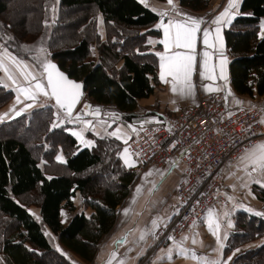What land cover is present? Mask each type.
I'll return each instance as SVG.
<instances>
[{"label": "trees", "instance_id": "obj_1", "mask_svg": "<svg viewBox=\"0 0 264 264\" xmlns=\"http://www.w3.org/2000/svg\"><path fill=\"white\" fill-rule=\"evenodd\" d=\"M50 1L15 0L11 16H7L8 4L0 0V30H6L0 40L18 56L21 52L17 46L22 45L19 43L44 41L50 58L71 78L83 82L93 104H113L123 119L131 121L137 99L148 97L157 83V57L147 41L148 37L160 35L159 29L154 28L160 15L139 0H58L52 18ZM178 1L181 7L192 11H203L211 2ZM75 6L82 7L80 15L70 20L73 13L67 8ZM22 9L26 15L19 19L17 12ZM240 11L250 13L237 15L224 31L231 56L230 83L238 95L262 96L264 35H259L258 24L264 17V0H242ZM97 14L103 25V39ZM94 42H97L96 62L91 60ZM12 95L11 90L0 84V108ZM51 117V110L44 107L0 121V264H49L46 255L54 264H71L50 244L42 229L44 225L57 236L63 248L83 262H90L100 239L115 223L117 206L136 180L133 166L123 165L116 154L117 143L110 138L100 139L102 142L94 150L84 148L69 155L66 162L69 173L47 177L39 162L43 158L52 161L57 143L64 140L62 130L49 131ZM252 190L264 202V186L254 184ZM77 191L85 207L93 212L88 217L75 213L63 225L60 210L63 207L75 210L72 199ZM32 192L38 196L40 221L19 202ZM261 237H264V211L238 210L223 252L227 255ZM232 264H264V242L237 253Z\"/></svg>", "mask_w": 264, "mask_h": 264}, {"label": "crops", "instance_id": "obj_2", "mask_svg": "<svg viewBox=\"0 0 264 264\" xmlns=\"http://www.w3.org/2000/svg\"><path fill=\"white\" fill-rule=\"evenodd\" d=\"M139 1L141 2V0ZM228 2L229 0H211L207 9L203 11H192L181 7L178 0H173L176 9L180 13H186L193 17H202L204 22L201 24V29L207 28L209 30L208 45L204 44L203 32L197 33L195 45L196 70L192 75V83L194 85L193 95H181L178 92L174 93L171 90V76L165 77V80L168 82L160 79L161 57L157 54L160 53L170 56L174 52H185L187 50L177 49L171 45H169V48L166 50L165 45L160 43V41L165 39L164 30L163 28L157 27V25L161 23L167 24L169 18L180 19L181 17L177 16L172 11L168 0H143L142 3L151 10L155 9L153 10L154 12L159 14L160 12L166 11L169 13V16L162 17L160 15V19L154 24V28L156 30L159 29L160 35L158 37H148L147 42L151 49L150 51L157 57V83L155 84L153 92L148 97L137 99V105L133 111L135 116L131 121H127L119 116L120 118H116V121L114 120L113 122V120H110L111 117H114L113 114L107 115L102 113L105 108L109 107L114 108V112H117L113 104L98 105L101 108L100 117H91L84 113L77 122H74L73 118L75 117L77 108L69 118L54 104L52 98L43 95L38 96L34 102L25 100L24 97L21 96V102L16 103V85L12 84V81L8 80L6 74L0 70V81H2L0 84L3 87L7 85L5 88L11 90L13 94L11 100L0 108V114L7 113L3 121H8L17 117L18 115H16V112L20 111L25 104L29 103L33 106L23 111L21 114L44 107L51 110L52 117L49 124V131L51 132L57 129L62 130V138H64V140L63 142L60 140L59 143H57V149L52 155V161L43 158L40 160L39 166L46 170L45 174L47 177H53L63 172L69 173L66 167L67 157L69 155L76 154L79 150L84 148L94 150L97 145L102 142L100 139L103 138L115 140L117 143L115 144L117 147V157H119L126 168L134 166L128 153V141L139 127H141L140 123L150 121L151 118H158L159 115L173 114L185 107L195 104L198 95L208 92V87L218 90L225 89L231 106H240L256 102L264 107V95H254L253 97L242 96L236 94L232 89L228 69L231 56L225 45L224 31L231 26L237 15H248L250 12H241L240 5L242 0H235L236 6L230 10L229 16L224 17L219 25L212 23V21L224 11ZM217 27L220 29L219 33L216 32ZM99 33L101 39H103V25ZM258 33L261 36L264 35V17L259 21ZM3 49H7V52L12 56L24 61V63L29 65L37 75L42 73L40 67L33 61L29 58L18 57L6 46H3L0 41V51ZM206 51L209 53L208 59L212 69V79L206 77L202 78L199 74L202 70L203 53ZM222 60L226 61L223 65L226 80L222 79L220 76ZM5 62L8 63L7 59ZM9 66L11 67V65ZM13 72L18 83H23V78L15 68H13ZM42 82L45 81L42 79ZM85 95L86 93L84 91V96ZM236 101H240L241 103H237ZM91 104L95 105L93 103ZM13 106H15V110L10 111ZM117 113L120 114L119 112ZM89 119L108 122L109 128H102L97 125L90 127L92 121ZM262 121H264V113ZM156 122L157 121L154 123ZM53 124H56L57 127H53ZM114 132H118L119 134L112 135ZM261 142H264V123L262 134L257 144ZM125 149H127V152H125ZM245 153L246 151L240 157L224 165L222 168L224 178L222 194L225 200L208 210L190 229L183 232L177 241H169L167 239L161 240L159 232L169 225L175 213V208L173 213H171L169 210L170 206L168 208L167 204L172 195H175L176 199V184L180 177V172L174 168L156 169L150 167L153 170L147 169L148 167L145 168L143 176L140 175V180L134 181L126 198L117 206L115 223L112 229L100 239L94 258L90 262L85 263L74 254L70 253V255L74 257L72 260L74 259L75 264H118L119 261H123L124 264H213V262H216V264H232L233 257L241 250L254 248L264 242V237H261L244 244L227 255L223 252L229 232L234 226L235 212L238 210L249 212L264 211V202L258 200L252 190L254 184L264 186V174L252 172L251 165H248L246 168V162L241 160V157L244 156ZM126 160L128 163L125 162ZM129 164L132 166H129ZM237 169L246 174L245 179L236 188V186L231 187L230 183L227 184V181L231 173H235ZM147 173H151V175H146ZM249 173H251V175H249ZM256 181H259V183ZM227 185H229V187ZM138 187L140 188L139 192H137ZM240 187L242 188L239 191L238 188ZM175 199L173 201H175ZM72 200L75 206L74 211L65 207L60 210V222L63 225L67 224L75 213H84L85 216L88 217L93 212L90 207H85L82 195L79 191L76 192ZM125 209H128L127 213H125ZM167 210H169L170 213H168ZM153 221H156L155 227ZM142 234L144 235V239H140ZM63 249L66 250L65 248ZM181 249L186 250V254L182 252ZM193 253L195 258L193 257Z\"/></svg>", "mask_w": 264, "mask_h": 264}, {"label": "built area", "instance_id": "obj_3", "mask_svg": "<svg viewBox=\"0 0 264 264\" xmlns=\"http://www.w3.org/2000/svg\"><path fill=\"white\" fill-rule=\"evenodd\" d=\"M227 91L200 93L196 103L173 114L159 115L128 141L135 173L145 168H174L175 213L160 230V239L177 241L204 214L224 201V165L253 147L262 134L264 107L229 104Z\"/></svg>", "mask_w": 264, "mask_h": 264}, {"label": "snow or ice", "instance_id": "obj_4", "mask_svg": "<svg viewBox=\"0 0 264 264\" xmlns=\"http://www.w3.org/2000/svg\"><path fill=\"white\" fill-rule=\"evenodd\" d=\"M143 2V0H141ZM169 5L172 8V11L179 17L180 19H172L169 18L167 24L161 23L157 25V27L163 28L165 39L160 41L165 45V49L169 48L171 45L177 49H186L185 52H174L170 56H166L164 54L158 53L161 57V73L160 79L162 81L168 82L165 80L166 76H171V90L174 93H179L181 95H193L194 85L192 83V75L196 70V55H195V45L197 39V33L203 32L204 36V44L208 45V35L209 30L207 28L201 29V24L204 22L202 17H193L186 13H180L174 3L173 0H168ZM236 6L235 0H229L227 7H225L224 11L217 16L212 23L219 25L221 20L224 17H228L230 14V10ZM155 10V9H153ZM159 15L162 17L169 16L168 12H160ZM219 27L216 28V32L219 33ZM43 51V50H41ZM203 63L202 70L200 71V76L202 78L212 79L211 76L212 69L209 65V53L206 51L203 53ZM7 59L8 63L5 62ZM226 61H221V71L220 76L222 79L226 80V76L224 75L223 65ZM11 65V67L9 66ZM13 68L19 72L20 76L23 78V83H18L16 76L13 72ZM43 72L40 75H37L29 65L24 63V61L19 60L17 57L12 56L7 52V49H3L0 51V70H2L8 80L12 81V84L16 85L15 91L17 93L16 103L21 102V96L24 97L25 100L35 101L38 96L43 95L45 97L53 98L55 100L56 106L62 109L67 117L72 116V109L76 103L79 101V97L81 95L80 88L81 85L77 84L73 81L68 80L63 73H59L55 71L56 66L50 63H44L42 65ZM42 79L45 82H42ZM2 82V81H0ZM7 87V85H5ZM208 91H217L218 89H213L211 87L207 88ZM237 103H241L240 101H236ZM33 105L31 103L25 104V106L20 109V111L16 112V115H20L23 111H26L28 108H31ZM90 107V106H86ZM15 106L10 109V111H14ZM99 109L95 110L94 114H98ZM7 116V113L0 114V121ZM79 119V117H77ZM264 123V121H261ZM53 127H57L56 124H53ZM118 132L112 133V135H118ZM127 152V149H125ZM242 161L246 162V168L248 165L252 166V172H258L264 174V142H261L251 149L247 150L245 155L241 157ZM128 163V161H125ZM129 166H132L129 164ZM146 175H151V173H147ZM251 175V173H249ZM259 183V181H256ZM140 191V188H137V192ZM127 213L128 209L124 210ZM154 227L156 226V221H153ZM218 227V225H217ZM211 228V223H210ZM140 239H144V235L142 234ZM195 242V241H193ZM182 252L186 254V250L181 249ZM193 257L195 255L193 253ZM118 264H124L123 261H119ZM216 264V262H213Z\"/></svg>", "mask_w": 264, "mask_h": 264}, {"label": "rangeland", "instance_id": "obj_5", "mask_svg": "<svg viewBox=\"0 0 264 264\" xmlns=\"http://www.w3.org/2000/svg\"><path fill=\"white\" fill-rule=\"evenodd\" d=\"M8 4V13L9 14H6L7 16H11V12L13 10V6H14V2L15 0H5ZM14 1V2H13ZM57 5H58V0H51L50 1V16L53 18L56 14V11H57ZM81 6H75V7H69L67 8V10L69 12H72L73 14V17L70 18L71 19H75L77 18L79 15H80V12H81ZM5 15V16H6ZM25 9H22V10H19L17 12V16L20 18H24L25 17ZM14 18V17H13ZM11 20V18H9ZM97 25H98V30L101 29L102 27V23L100 22L101 21V17L99 14H97ZM6 30L2 29V32ZM2 32L0 30V35H2ZM42 40H45L44 38H42ZM1 41V40H0ZM2 45L5 46V44L1 41ZM19 44H22L20 45V48L17 46V50L20 51L21 55L18 56L20 58H23L22 55H27L28 58L33 61L38 67H42V64L45 63L47 60L51 59V52H49V50H47L45 48V43L44 41H41V43H25V42H21ZM96 48H97V42H94L91 46V60L96 62L97 61V57H96ZM16 50V51H17ZM43 50V51H41ZM87 102H91L90 99H88L86 97V95L82 98L79 106L77 107V111H76V114H75V117L73 118L74 122H77L79 119H77V117L81 118L84 114V105L87 103ZM92 103V102H91ZM108 111H111V112H108ZM114 108H105L102 113L103 114H107V115H114V117H111L110 120H114L116 118H120L119 116H121L120 114H118L117 112H114ZM113 112V113H112ZM117 114V115H116ZM91 120V119H89ZM92 124L90 127H94V125L98 126V127H102V128H109V123L108 122H105V121H98V120H95V119H92ZM116 121V120H115ZM155 121H158V118H151L150 121H146V122H143V123H140V126L142 125H145V124H153ZM101 122V123H100ZM98 123V124H97ZM89 127V128H90ZM147 169H151L153 170L152 168L148 167ZM144 172V171H143ZM143 172L142 173H136V181L137 180H140L141 177H139L140 175L143 176ZM245 174L244 172H241L239 169L236 170V172L233 174L231 173V175L228 177V181H227V184H231V187L232 186H236V188L239 186V184L245 179ZM85 175H90V173H86ZM248 179V178H246ZM222 181L224 182V178L222 179ZM249 182V181H248ZM229 187V185H227ZM242 187L238 188V190L240 191ZM236 191V190H235ZM175 199V195H172V197L169 198V201H168V208L169 210L171 211V213H173L174 211V207H175V201H173ZM19 202L22 203L32 214L33 216L38 220L40 221V214H39V208H38V203H39V200H38V196L36 194V192H32L30 193L29 195L23 197V198H20L19 199ZM167 208V209H168ZM168 211V213H170ZM172 215V214H171ZM169 222V221H168ZM45 235L47 236L50 244L60 253V254H63L64 256H66L70 263L71 264H75V261L74 259L72 260V255H70V252H67L66 250H64L62 248V246L59 244V241L57 239V236L55 234H53L50 229H48L47 227L43 226L42 227ZM241 250V249H240ZM242 251V250H241ZM45 261L48 262L49 264H54L53 262V259L49 256H45Z\"/></svg>", "mask_w": 264, "mask_h": 264}, {"label": "water", "instance_id": "obj_6", "mask_svg": "<svg viewBox=\"0 0 264 264\" xmlns=\"http://www.w3.org/2000/svg\"><path fill=\"white\" fill-rule=\"evenodd\" d=\"M45 63L54 64V65L56 66L55 71H58L59 73H63L64 76H65L68 80L73 81V82H75V83L81 85V88H80V90H79L80 93H81V95H80V97H79V101H78V103H76V104L74 105L73 109H72V113H73L74 110H75V109L77 108V106L79 105V103L81 102L83 96H84L85 87H84L83 82L71 78V77H70L65 71H63V70L60 68V66H59L55 61H53L52 59L47 60ZM43 64H44V63H43ZM43 64H42V65H43ZM40 70H41V72H43V68H42V67H40ZM45 83H46V81H45ZM52 100H53V102H54V104H55V100H54L53 98H52ZM55 105H56V104H55ZM86 106H90V107H86ZM57 107H58V106H57ZM97 108L99 109V113H98V114H94V113H95V110H96ZM59 109H60V108H59ZM60 110L64 113V111H63L62 109H60ZM84 113H85L86 115L91 116V117H100V116H101V108H100V106H98V105H92L90 102H87V103L85 104ZM64 114H65V113H64Z\"/></svg>", "mask_w": 264, "mask_h": 264}]
</instances>
